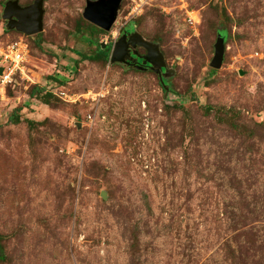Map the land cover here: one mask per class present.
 <instances>
[{"label": "rangeland", "instance_id": "rangeland-1", "mask_svg": "<svg viewBox=\"0 0 264 264\" xmlns=\"http://www.w3.org/2000/svg\"><path fill=\"white\" fill-rule=\"evenodd\" d=\"M9 1L0 50L22 44L24 72L0 81V264H264V0H121L108 32L83 16L98 0H44L29 37ZM127 28L167 89L95 57Z\"/></svg>", "mask_w": 264, "mask_h": 264}, {"label": "water", "instance_id": "water-1", "mask_svg": "<svg viewBox=\"0 0 264 264\" xmlns=\"http://www.w3.org/2000/svg\"><path fill=\"white\" fill-rule=\"evenodd\" d=\"M43 1L44 0H35L33 5L25 8L20 7L17 0L9 1L5 5L2 16L3 19L7 21V29L22 33L28 37L41 33ZM120 2L121 0H98L94 3H88L84 11V19L89 24L97 27L98 29L108 32L115 21V15L119 9ZM125 38L126 36H123L114 45L109 56V63L125 64V56L126 54H129L128 45L131 44L132 48L141 47L146 52L142 57L144 62L148 63L151 66V70L154 71L161 79L160 69H164L165 65L162 54L160 53L158 47L145 42L137 33H133L127 43ZM100 48L103 50L105 45L101 44ZM223 55L224 43L222 38L218 36L217 42L214 46V58L210 63V67L213 70L220 68L223 61ZM156 67L158 70L155 69ZM139 69L140 68H138V70ZM3 71L4 68L0 67V76L2 75ZM160 81L162 83V80ZM101 197L102 199H105L103 194H101Z\"/></svg>", "mask_w": 264, "mask_h": 264}, {"label": "built area", "instance_id": "built-area-1", "mask_svg": "<svg viewBox=\"0 0 264 264\" xmlns=\"http://www.w3.org/2000/svg\"><path fill=\"white\" fill-rule=\"evenodd\" d=\"M23 52L24 46L20 43H14L13 45L7 47L5 51L0 50V58L3 63H7L8 70L3 71L0 76V81L6 83L11 80L12 75L23 74Z\"/></svg>", "mask_w": 264, "mask_h": 264}, {"label": "flooded vegetation", "instance_id": "flooded-vegetation-1", "mask_svg": "<svg viewBox=\"0 0 264 264\" xmlns=\"http://www.w3.org/2000/svg\"><path fill=\"white\" fill-rule=\"evenodd\" d=\"M133 33H135V32L130 28H127V29H124L123 31H121L119 34V37L117 38V40L115 41L113 46L110 48L109 56L111 54V51H112L114 45L118 42L119 39H121L123 36H126L125 41L127 43L129 41L130 36ZM128 49H129V54H126V56H125V60H126L125 64H114V65H118V66L123 67V68H132V69H136V70H138V68H140L139 70L152 71L151 66L148 63H145L143 58H142L146 52L144 54H140L138 52V49H142L141 47L132 48L131 44H129ZM103 50H105V49H103ZM133 53H136V54H133ZM161 80H162V78H161ZM163 84L165 85V87H167L164 82H163Z\"/></svg>", "mask_w": 264, "mask_h": 264}, {"label": "trees", "instance_id": "trees-1", "mask_svg": "<svg viewBox=\"0 0 264 264\" xmlns=\"http://www.w3.org/2000/svg\"><path fill=\"white\" fill-rule=\"evenodd\" d=\"M90 28H89V30H93V29H95L96 30V28L94 27V26H89ZM94 31V30H93ZM99 31V30H98ZM89 41V43H91V40H88ZM109 52H110V49L109 48H106L105 50H101V48H100V46L97 48V53H96V56L95 57H97V58H101V59H103L104 61H106L107 59H109ZM82 59L83 60H88V59H90L89 57H86V56H83L82 57ZM215 73V71H211V74H214ZM163 83V82H162ZM163 86H165L164 84H163ZM166 88V87H165ZM43 92V89H40V88H38V87H33L32 88V90H31V95L32 96H35V95H38V94H41ZM52 95L51 94H46L45 95V97H44V101H43V103L44 104H46V105H49V103H50V101H49V98L51 97Z\"/></svg>", "mask_w": 264, "mask_h": 264}]
</instances>
